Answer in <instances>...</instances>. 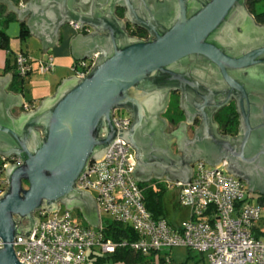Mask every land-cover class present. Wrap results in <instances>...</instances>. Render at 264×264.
<instances>
[{
	"label": "water",
	"instance_id": "obj_1",
	"mask_svg": "<svg viewBox=\"0 0 264 264\" xmlns=\"http://www.w3.org/2000/svg\"><path fill=\"white\" fill-rule=\"evenodd\" d=\"M0 3L18 20L25 18L44 50L56 43L58 26L91 27L85 35L79 30L71 51L77 59L95 55L85 76L63 78L52 95L17 115L11 107L21 106L22 97L5 90L9 73L0 76V155L20 159L6 167L8 187L0 197V264H25L13 241L30 237L37 210L54 211L57 203L78 207L88 224L99 227L93 195L76 182L116 138L133 148L130 173L140 183H188L194 162L217 167L226 161L225 170L248 191L264 195V24L245 0H29L23 8ZM115 5L148 32L147 39L125 31ZM170 90L180 92L186 120L166 133L158 114ZM231 100L238 115L234 136L221 134L214 121ZM114 109L130 116L127 129L115 125ZM195 116L199 122L189 137Z\"/></svg>",
	"mask_w": 264,
	"mask_h": 264
},
{
	"label": "built area",
	"instance_id": "obj_2",
	"mask_svg": "<svg viewBox=\"0 0 264 264\" xmlns=\"http://www.w3.org/2000/svg\"><path fill=\"white\" fill-rule=\"evenodd\" d=\"M71 25L76 30H90L86 25L82 28L76 23ZM94 61L95 55L75 61L71 66L73 75L85 76ZM13 66L19 77H25L34 72H52L54 62L51 54L33 59L18 52ZM24 107L33 109L29 104ZM116 110L115 125L127 129L130 116ZM134 153L128 143L116 138L100 159L88 164L76 186L92 193L99 213H108L113 221L127 225L137 235L136 239L107 238L102 221L99 227L83 226L72 219L70 210L57 203L54 211L34 212L39 222L29 238L16 235L13 248L17 259L25 264H95L99 256L127 246L142 254L157 253L168 263L170 256L162 253V249L184 247L201 253L204 264H264V237H256L252 231L263 205L250 200L245 182L225 170L226 161L217 167L196 161L188 183L152 182L153 187L160 183L176 189L179 202L189 208L187 221L173 225L164 217H154L147 209L143 187L130 173L136 162ZM19 163L15 155H0V197L8 187L6 167Z\"/></svg>",
	"mask_w": 264,
	"mask_h": 264
},
{
	"label": "crops",
	"instance_id": "obj_3",
	"mask_svg": "<svg viewBox=\"0 0 264 264\" xmlns=\"http://www.w3.org/2000/svg\"><path fill=\"white\" fill-rule=\"evenodd\" d=\"M9 1L12 3L13 6H16V8H23L26 5L25 3L28 2L29 0H9ZM0 5L3 7V15H4L0 17V28H2L10 38L8 50L0 48V76H5L7 73H9L11 75V79L8 85L6 86L5 90L10 91L13 95L20 94L22 97L21 106L11 107L12 114L17 115L20 112H23L24 110L22 107L23 104H29V106L34 108L35 106L38 105V103L40 102L42 98L52 95L54 93L56 86L59 84V82L63 78L73 75L71 66L76 60H80V59H77L73 56L72 51H71V42H72V39L78 34L79 31L74 29V27L71 24L58 26L57 29L59 30V33H58V38H57L56 43L54 45L49 46L46 50H44L39 38L31 34L29 27L25 21V18H23L22 20H18L17 12L13 11L12 9L7 11L6 3H0ZM5 15H11L12 17L8 21H5L4 19ZM21 23H24L28 31V35L26 36L24 40L20 38ZM81 33L85 35V34H88L89 32L84 33L81 31ZM18 52H23L31 56L33 59H43L48 54H51L53 57V62H54L53 71L50 73H44V74H40L36 72L31 73L22 78L21 90L12 89V81H13L14 75L16 74V72L14 71V66H13L14 56ZM55 58L57 61V65L55 64ZM7 63L11 67V69L9 70H5ZM45 74L47 75L45 76ZM32 75H42V80H41L42 90L39 95L35 96V98L26 99L25 84L30 80ZM152 180L158 181V180H166V179L161 178V179H152ZM171 189L175 190L174 198L177 200V205L179 207H186L179 202L178 191L174 188H171ZM166 190L167 188L165 189V191ZM251 194L252 192L249 191V198H252ZM255 194L256 195L254 196V198H256V200L255 199L254 201L251 200L252 202H257L258 193H255ZM75 208L78 209L82 215L80 208L78 207H75ZM188 212L190 213L189 208H188ZM189 213H188V218H189ZM98 216H99V224H100L102 218H101L99 211H98ZM84 220L87 223L86 219ZM170 223L172 224V222ZM88 226H91V225L88 224ZM253 231H255L258 234V236L264 237V205L262 208L260 218L254 224ZM200 261L201 262H199L198 264L205 263L204 258H201Z\"/></svg>",
	"mask_w": 264,
	"mask_h": 264
},
{
	"label": "trees",
	"instance_id": "obj_4",
	"mask_svg": "<svg viewBox=\"0 0 264 264\" xmlns=\"http://www.w3.org/2000/svg\"><path fill=\"white\" fill-rule=\"evenodd\" d=\"M263 1L264 0H245V4L248 11L254 15L256 22L260 24H264V10H258L257 6L259 3ZM117 15L121 17L123 15V10L120 9V11L117 12ZM2 16H4L3 7L0 5V17ZM11 17H12L11 15H5L4 19L5 21H8L9 19H11ZM27 35H28L27 28L24 25V23H21L20 38L24 40ZM9 40L10 38L7 35V33L2 28H0V48L8 50ZM9 69H11V67L7 63L5 70H9ZM21 87H22V78L18 77V75L15 74L12 81V89L21 90ZM220 122H221L220 132L222 134H234L236 132L238 120L233 105H229L224 109L223 119H221ZM154 181L156 180H151L147 183H140V185L143 187L145 205L154 217L165 218L163 195L166 188L160 183H157V185L154 188L151 185L152 182ZM257 203L264 205V195L257 194ZM102 230L104 232L105 237L115 241H120L122 239L134 240L137 238V235L127 225H124L120 222L113 220L103 222ZM253 234L256 237H260L255 231H253ZM155 255H157V253L142 254L141 252L132 250L127 246L118 247L115 249L114 252L108 255L99 256L95 261V264H104L108 262H112L114 264H148L149 262L148 258L150 256L153 257ZM201 258H204V256L202 255L200 259ZM200 259L195 260V264H198L200 262ZM159 260L161 262H164L163 258H160Z\"/></svg>",
	"mask_w": 264,
	"mask_h": 264
},
{
	"label": "rangeland",
	"instance_id": "obj_5",
	"mask_svg": "<svg viewBox=\"0 0 264 264\" xmlns=\"http://www.w3.org/2000/svg\"><path fill=\"white\" fill-rule=\"evenodd\" d=\"M258 10H264V1L259 3L257 6ZM35 53V52H33ZM55 64L57 65V61L55 58ZM47 74H45L46 76ZM42 75H32L30 80L25 84V97L26 99H32L35 98L36 95H39L42 90ZM116 113H120L122 115L126 114V112L122 109L116 110ZM163 196V203H164V213L165 218L172 222L173 225H178L180 223H183L187 221L188 219V207H179L177 205V200L174 198L175 190L171 188H167V190L164 192ZM252 198L250 200L254 201L256 198L254 196L255 193H252ZM71 217L74 221L78 222L79 224L83 226H88V224L83 219L81 213L78 209L73 208L70 210ZM102 218V223L106 221H112L111 215L108 213L102 212L100 213ZM166 252L170 256V261L168 263L161 262L158 257V255H155L153 257L148 258V264H195V260H199L202 256L201 253L194 250H188L184 247H174L171 249H162V253ZM164 256V255H163ZM201 262V261H200ZM104 264H114L112 262L104 263Z\"/></svg>",
	"mask_w": 264,
	"mask_h": 264
},
{
	"label": "flooded vegetation",
	"instance_id": "obj_6",
	"mask_svg": "<svg viewBox=\"0 0 264 264\" xmlns=\"http://www.w3.org/2000/svg\"><path fill=\"white\" fill-rule=\"evenodd\" d=\"M245 7H246V4H245ZM120 9L123 10V13H124V9L118 5H115V10H114V13L115 15L122 19L123 20V23H124V29L125 31L130 35V36H134V37H137V38H142V39H147L149 34L148 32L140 27V26H136L132 23H130L129 21H127L125 18H124V14L120 17L117 15V12L120 11ZM247 9V7H246ZM248 10V9H247ZM249 12V11H248ZM250 13V12H249ZM252 14V13H250ZM252 16L254 17V15L252 14ZM255 19V17H254ZM256 21V20H255ZM258 23V22H257ZM89 31L88 32H92V29L91 27H89ZM79 31V30H78ZM82 32H84L83 30H81ZM84 33H87V32H84ZM132 33H135V34H132ZM94 56V55H93ZM88 59V58H87ZM80 60H83V59H80ZM78 61V60H76ZM19 77V76H18ZM20 78H23V77H20ZM179 98H180V92L179 91H173V90H170L169 93H168V96H167V102H166V106L164 107V110L162 112H159L158 114V117H161V118H164L165 121H166V126L164 127L163 131L166 132V133H169L170 131H172V129L174 127L177 126V124L180 122V121H185L186 119V116L184 114V112L180 109L179 107ZM25 104L22 105L23 107V112L25 111H28L25 107H24ZM229 105H233L234 106V101L231 100L229 101L228 105L222 107L221 109H219L215 114H214V121L217 122L218 124V131L220 132V125H221V122L220 120L223 119V111L224 109L229 106ZM234 109H235V106H234ZM30 110V109H29ZM236 111V110H235ZM127 114V113H126ZM237 114V113H236ZM128 115V114H127ZM237 120H238V115H237ZM194 122L192 124H189V126H187V130H186V134L191 137L192 134H193V129L195 127H197L198 125V122H199V116H195L194 117ZM237 128H238V124H237ZM221 133V132H220ZM237 133V130L234 134H228V135H232L234 136L235 134ZM222 134V133H221ZM225 135V134H223ZM172 149L174 151H176V145L173 143L171 145ZM195 163V162H194ZM193 163V164H194ZM193 166V165H192ZM26 185V184H25ZM35 215V214H34ZM22 222H24L25 224H27V221L26 220H23Z\"/></svg>",
	"mask_w": 264,
	"mask_h": 264
}]
</instances>
